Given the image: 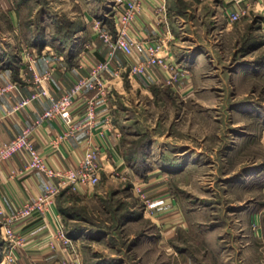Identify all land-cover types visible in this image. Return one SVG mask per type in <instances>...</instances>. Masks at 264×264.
I'll return each instance as SVG.
<instances>
[{
  "label": "rangeland",
  "instance_id": "374dc122",
  "mask_svg": "<svg viewBox=\"0 0 264 264\" xmlns=\"http://www.w3.org/2000/svg\"><path fill=\"white\" fill-rule=\"evenodd\" d=\"M111 1L0 0V43L5 41L7 51L9 41L16 43L19 38L21 46L13 48L12 55L7 53L14 58L25 49L22 54L28 56L41 28L47 36L56 34L55 19L80 21L83 10L93 6L92 10L100 11ZM180 1L179 12L185 19L197 20L194 30H203L200 45L212 50L214 60L201 70L199 90L185 100L162 98L138 110L143 126L153 125L156 133L170 131L179 147L187 146L189 156L182 167L168 169L164 180L169 190L165 198L175 201L176 208L173 203L161 206L160 197L154 199L143 189L155 205L150 215L127 178L105 176L86 200L76 191H67L58 200L64 209L62 228L72 239L74 254L79 255L73 256L68 248L67 256L60 251L45 259L42 254L45 261L34 256L31 264H264V39L257 35L260 18L245 12L230 24L228 33L219 35L214 30L218 24L209 18V4H203L198 20L184 11L198 0ZM1 58L0 66H4ZM250 60L252 67L247 65ZM135 110L133 104L128 115L135 116ZM149 112L153 113L150 117ZM134 127L149 133L142 125ZM99 189L107 190L102 194ZM174 210L178 214L170 217L177 221L176 227L168 233L161 231L159 219ZM2 229L0 223V243ZM72 230L75 233L68 235ZM23 241L18 238L14 243ZM51 258L53 262L48 263Z\"/></svg>",
  "mask_w": 264,
  "mask_h": 264
},
{
  "label": "crops",
  "instance_id": "0c3cea01",
  "mask_svg": "<svg viewBox=\"0 0 264 264\" xmlns=\"http://www.w3.org/2000/svg\"><path fill=\"white\" fill-rule=\"evenodd\" d=\"M126 1L128 0H112L108 6L102 5L100 11L99 8L97 11L92 10L93 6H90V10H83L80 26L70 40L66 43L57 42L56 47L48 42L39 49L33 44L30 45L32 46L29 50L30 55L22 54L25 51L23 49L16 55L17 57L15 56L16 58H11L8 53L10 51L11 55L13 54V48L17 49L22 43L20 39L15 40L17 44L9 41L8 53L5 41L0 43V54L2 50L4 52L3 58L1 55L0 58L6 63L0 66V87H7L0 94V146L25 128L33 126L30 138L51 168L75 167L86 148H95L98 152L100 179L114 175L127 178L128 184L142 186L147 195L150 194L154 199L160 197L162 201L160 198L157 200L161 206L167 207L173 203V207L176 208L175 201L170 200V197L165 198L169 190L164 180L168 169L174 171V168L182 167L189 156L185 152L187 146L179 147L177 141L169 136L170 131L156 133L153 125L143 126L142 116L138 115V110L144 105L155 104L162 98L183 101L191 96L194 91L199 90L201 70L214 60V56L211 49L200 45L198 39L203 30L200 28L194 30L197 20L185 19L179 12V2L182 1L138 0L139 9L131 21L128 34L144 42L162 40L163 49L160 54L184 73L172 84L165 83L169 73L159 65L150 66L146 74H132L128 65L145 55L136 52L127 55L118 48L110 55L109 47L102 40L98 30L100 27L115 35L119 25L118 18L126 8ZM205 3L210 5L209 18L218 24L214 30L219 35L223 32L228 33L230 29L233 21L228 19L229 12L252 11L255 17L260 18L257 35L261 40L264 39V0H198L184 11L188 16L194 15L201 20L202 15L199 12ZM10 14L11 12L9 13L11 18ZM1 40H5V37ZM99 61H108V65L100 71V86L91 88L84 85L75 97L71 113L72 121L78 128L67 136L58 138L67 129L66 123L59 115L40 119L51 106L49 97L41 94L26 103H21L41 86L50 96L59 98L68 92L75 82L90 74L91 68ZM253 64L254 62L250 60L247 65L252 67ZM34 73L45 78L38 80ZM89 101L95 107V115L90 123L85 124L86 104ZM132 101L136 108L135 116L128 115L129 108L133 105ZM152 114L149 112L147 116L150 117ZM140 125L149 131L152 140L150 147L152 170H149L146 176L135 172L124 154L129 144L124 139L135 138L143 133L144 129L134 127ZM26 162V154L22 152L0 162V209L3 211L0 213V223L3 233L2 222L6 214L15 211L26 201L35 200L46 190L47 185L58 184L56 178H47L38 170H27ZM94 188V185L82 186L76 192L82 200H86L94 194ZM59 189L41 215L23 218L13 223L16 238L24 239L21 245L16 244L12 250L16 264H31L30 259L34 256H40L36 258L40 261L45 255H56V252L68 255L64 249H51L48 245L50 237L57 227L62 225L58 200L63 195L62 192L65 194L72 191L65 187ZM106 190L98 191L103 194ZM174 212L175 210L163 215L165 217L159 219L161 224L157 220L161 225V231L168 233L176 227L177 221L170 217L178 214ZM3 235L1 239L3 241L0 243V263H5V254L9 246V240H6L5 234ZM49 260L48 263L53 262V258Z\"/></svg>",
  "mask_w": 264,
  "mask_h": 264
},
{
  "label": "built area",
  "instance_id": "2783aa9c",
  "mask_svg": "<svg viewBox=\"0 0 264 264\" xmlns=\"http://www.w3.org/2000/svg\"><path fill=\"white\" fill-rule=\"evenodd\" d=\"M137 1L138 0L126 1V8L118 18L119 25L115 35H112L107 30L98 27L99 35L108 45L110 55H112L117 48L123 50V52L127 55H131L134 52L145 55L143 58L137 59L128 65L129 72L132 74L134 73L142 75L147 73V70L150 66L159 65L162 68L168 70L169 74L165 79V83L172 84L179 79L184 71L178 70L174 63L166 60L164 55L160 54L163 49L162 40L157 42H144L128 34L131 21L134 19L135 14L139 9ZM244 13L245 11H231L228 14V19L235 21ZM33 61L34 60H32V62ZM107 65L108 61H99V63L95 64L91 68L89 72L90 74L75 82L68 89V92L59 98L50 96L49 92L43 86H41L40 89L32 94L31 97L24 98L21 103H26L29 100L35 98V96L41 94L49 97L51 106L41 115L40 119L50 118L55 114L59 115L67 125L65 133L58 136L59 139L63 138L78 128L72 121L73 117L71 113L72 103L75 97L78 95V93H80L84 85H88L91 88L99 87L100 71ZM33 75H35V78L38 80L45 78V76L41 77L36 73ZM6 88V86L0 87V94H2V91H4ZM86 106L87 118L85 119V124H88L95 115V107L90 101L86 104ZM33 128V126L25 128L22 132H20V134L16 135L7 142H4V144L0 146V162L11 158V156L16 153H25L27 157V170H38L44 173L47 178H56L58 180V184L54 186L47 185L45 187L46 190L42 194L38 195L35 200L24 202L15 211L4 216L2 222L4 234L6 236V240H10L7 253L5 254V263H8V261H15V257L12 253L14 246L18 244L14 243L15 239H17L16 232L13 228V223L15 221L35 215H41L48 208L49 203L52 201V198L55 196V194L59 192V187L68 188L69 191H77L79 190V187L95 185L100 180L101 171L98 162V152L95 148H86L77 166L64 169H53L47 164L44 156H42V154L36 149L33 140L30 138ZM133 189L140 196L144 204V211L150 215H153L155 213V205L150 202L148 197H145L146 193L143 191V187L136 184L133 185ZM0 213H3L1 209ZM50 238L51 239L48 242L49 248L56 249L61 247L64 250L71 248V252H73L71 254H73V256L79 255L76 252L74 254L75 249L72 246V239L67 236L62 228V225L57 227L55 233ZM69 264L75 263L69 262Z\"/></svg>",
  "mask_w": 264,
  "mask_h": 264
},
{
  "label": "trees",
  "instance_id": "16d2710c",
  "mask_svg": "<svg viewBox=\"0 0 264 264\" xmlns=\"http://www.w3.org/2000/svg\"><path fill=\"white\" fill-rule=\"evenodd\" d=\"M55 25L58 26V31L56 34L47 36L44 32V29L41 28L39 33L33 41L30 38H26L27 41H32L31 44H35L39 49H41L46 43H51L56 47L57 42L66 43L72 37L74 31L80 26L79 21H71L68 18H63V21L60 22L59 19H55ZM30 39V40H29ZM128 146L124 150L127 162L133 167V170L141 176H146L149 170H152L151 162V137L148 132L141 133L138 137L132 139H124ZM62 194H64L62 192ZM58 205V204H57ZM58 210L62 214L64 213L63 207L58 205ZM80 227L77 225L75 228ZM73 229V230H76ZM72 230V231H73ZM73 231L71 234L73 235Z\"/></svg>",
  "mask_w": 264,
  "mask_h": 264
}]
</instances>
